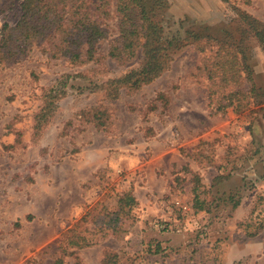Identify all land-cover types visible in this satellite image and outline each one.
Returning <instances> with one entry per match:
<instances>
[{"label":"rangeland","instance_id":"rangeland-1","mask_svg":"<svg viewBox=\"0 0 264 264\" xmlns=\"http://www.w3.org/2000/svg\"><path fill=\"white\" fill-rule=\"evenodd\" d=\"M8 2L0 0V30L20 18L18 1L2 10ZM167 2L172 30L178 20L204 23L216 40L239 43L251 104L214 111L203 65L217 45L204 38L173 52L152 81L115 92L107 80L139 68L142 55L108 54L119 48L113 16L90 61L37 43L0 65V264H52L74 224L96 242L79 264L104 255L118 264H264V47L240 19L264 25V0ZM49 100L53 113L37 131ZM124 192L136 201L112 233L106 213Z\"/></svg>","mask_w":264,"mask_h":264},{"label":"trees","instance_id":"trees-1","mask_svg":"<svg viewBox=\"0 0 264 264\" xmlns=\"http://www.w3.org/2000/svg\"><path fill=\"white\" fill-rule=\"evenodd\" d=\"M20 7V18L13 25L3 23L0 30V65L9 64L24 57L39 44L49 52L50 56H59L73 63H84L94 58L96 45L106 38V21L114 17L117 26V52L109 50L114 58L130 57L140 48L142 62L139 68L130 69L123 75L107 80L115 92L122 86L137 89L152 81L161 74L171 55L189 42L204 38L205 45H217L212 59L203 65L205 76L210 81L208 97L215 101V112H224L233 107L243 111L252 102L253 84L246 89L241 88L244 78L251 80L245 53L238 42L219 41L213 38L204 23L185 26L184 20H178L179 30H172L170 19L164 18L168 9L167 0H14ZM225 1V0H223ZM227 1V0H226ZM13 3V2H12ZM11 6V0L4 8ZM238 13L240 10H236ZM240 19L247 24L246 33L252 32L256 40L264 47V25L247 13L240 12ZM174 22V21H173ZM208 43V44H206ZM203 47H200L202 50ZM245 67V71H244ZM246 72V73H245ZM53 91H49L51 94ZM47 101L35 116L34 128L41 131L50 120L52 108ZM136 198L131 192H124L118 197V209L107 212L109 217L105 227L115 232L118 212L123 207L131 206ZM197 203V201H196ZM238 202H235V206ZM201 210L200 205L196 206ZM89 212L86 214L88 215ZM108 222V223H107ZM112 224V225H110ZM261 224L260 227H263ZM87 228L81 229L74 224L67 228L59 240V253L52 264H63L67 256L79 259V250L96 242L87 237ZM258 233H251L254 236ZM100 264H118L116 258ZM30 260L25 263L28 264Z\"/></svg>","mask_w":264,"mask_h":264},{"label":"crops","instance_id":"crops-1","mask_svg":"<svg viewBox=\"0 0 264 264\" xmlns=\"http://www.w3.org/2000/svg\"><path fill=\"white\" fill-rule=\"evenodd\" d=\"M91 247H92V245L91 246H87V247L79 250V256L82 258V252L86 251V249L87 250L90 249ZM100 259H101V257L98 259V264H100Z\"/></svg>","mask_w":264,"mask_h":264}]
</instances>
